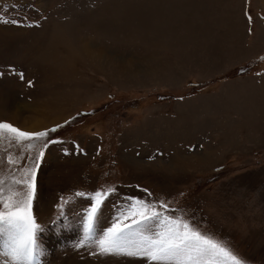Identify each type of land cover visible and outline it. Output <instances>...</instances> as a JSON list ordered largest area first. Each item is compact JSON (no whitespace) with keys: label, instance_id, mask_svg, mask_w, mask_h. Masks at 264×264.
Returning a JSON list of instances; mask_svg holds the SVG:
<instances>
[{"label":"rangeland","instance_id":"rangeland-1","mask_svg":"<svg viewBox=\"0 0 264 264\" xmlns=\"http://www.w3.org/2000/svg\"><path fill=\"white\" fill-rule=\"evenodd\" d=\"M0 73V121L60 125L32 204L41 264H152L97 249L129 198L264 264V0H0ZM12 99L37 127L11 115ZM43 143L0 136L6 194L26 191L12 181ZM8 243L0 233V264Z\"/></svg>","mask_w":264,"mask_h":264},{"label":"snow or ice","instance_id":"snow-or-ice-1","mask_svg":"<svg viewBox=\"0 0 264 264\" xmlns=\"http://www.w3.org/2000/svg\"><path fill=\"white\" fill-rule=\"evenodd\" d=\"M4 22L18 23L16 19ZM0 75L3 74L0 73ZM19 75L23 79L24 74ZM59 127L60 125H57L44 131L25 132L7 122L0 121V136L8 132L13 134L17 141H45L33 159L31 167L25 170L20 179L12 181V185H23L26 191L20 192L10 186L6 194L4 181L0 179V205H3L0 208V233H6L9 237V243L3 253L5 257L3 264H41L39 257H42L44 253L37 250V232L42 225L37 223L32 213V204L36 195L37 171L40 168V162L49 145L60 142L49 140V133L55 132ZM33 146V143L28 145L30 148ZM115 190L110 188L107 192L95 193L87 215L84 239L78 246L88 240L94 219L104 199ZM76 195L80 196L83 193L78 192ZM129 199L133 200V203L127 214L121 213L120 218L97 239L96 245L100 254L118 253L138 256L146 258L152 264H171V262L174 264H250L219 241L202 234L182 217L169 216L139 199ZM160 207L167 212L163 202ZM129 220L130 223H128ZM152 222H158L159 231L150 235L139 231L142 226ZM133 226H135V232Z\"/></svg>","mask_w":264,"mask_h":264},{"label":"bare ground","instance_id":"bare-ground-1","mask_svg":"<svg viewBox=\"0 0 264 264\" xmlns=\"http://www.w3.org/2000/svg\"><path fill=\"white\" fill-rule=\"evenodd\" d=\"M157 5V4H156ZM159 7V6H158ZM154 8V7H153ZM160 9V8H159ZM158 9V10H159ZM145 15V14H144ZM106 16V15H105ZM141 16H142V14H141ZM143 17V16H142ZM141 17V18H142ZM146 17V16H145ZM145 17H143V18H145ZM148 17V16H147ZM84 19V18H83ZM109 19V18H108ZM146 19V18H145ZM88 20V19H87ZM90 20V19H89ZM99 20V19H98ZM147 20V19H146ZM168 20V19H167ZM126 21V20H125ZM145 21V20H144ZM102 23H104V22H102ZM138 23L141 25L143 22L142 21H140V20H138ZM103 25V24H102ZM96 26V25H95ZM93 27V26H92ZM102 27V26H101ZM96 28V27H95ZM101 29V28H100ZM262 37V39H263V36H261ZM88 43V42H87ZM208 46V45H207ZM75 47V46H74ZM80 48L82 49V45L80 46ZM84 48L85 49H89V45H84ZM84 48H83V50H84ZM75 50L77 51L78 50V46H76L75 47ZM92 51V50H91ZM89 52V51H88ZM90 55V54H89ZM87 56V55H86ZM103 56V55H102ZM73 57L75 58V59H77L78 61H79V59H80V57L78 58L77 56H74L73 55ZM83 57V56H82ZM67 58V60H69L70 62H71V60H70V58L69 57H66ZM104 58V57H103ZM81 60V59H80ZM104 60V59H103ZM76 62L75 64L77 65V63H80V61L79 62ZM69 62V64H71ZM120 62V61H119ZM122 63V62H121ZM132 63H134L133 61L131 62H128V63H125V66H124V68H126V69H128L129 70V68H131V67H133L132 66ZM1 93H2V95L4 96V97H7L8 99H10V92H7V91H4V90H1L0 91ZM15 103H18V101L16 100H11V103H9L8 105H13L14 107H13V109H12V112L10 111V113H11V115L12 116H17V117H19L20 118V120H22L23 122H25V125H26V127L29 129H32L33 127H37V125L35 124V123H33V121H31L30 119H29V117H27V116H25L24 115V113H23V110H22V108L21 107H17V106H15L14 104Z\"/></svg>","mask_w":264,"mask_h":264},{"label":"crops","instance_id":"crops-1","mask_svg":"<svg viewBox=\"0 0 264 264\" xmlns=\"http://www.w3.org/2000/svg\"><path fill=\"white\" fill-rule=\"evenodd\" d=\"M258 75H260V73H258Z\"/></svg>","mask_w":264,"mask_h":264}]
</instances>
